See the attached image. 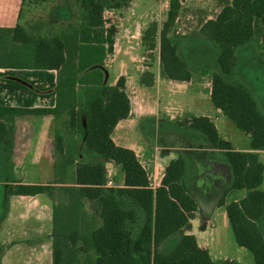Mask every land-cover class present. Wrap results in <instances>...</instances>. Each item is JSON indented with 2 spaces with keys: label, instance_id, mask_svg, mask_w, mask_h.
<instances>
[{
  "label": "trees",
  "instance_id": "trees-1",
  "mask_svg": "<svg viewBox=\"0 0 264 264\" xmlns=\"http://www.w3.org/2000/svg\"><path fill=\"white\" fill-rule=\"evenodd\" d=\"M46 1L23 0V4ZM180 1L171 0L161 29L158 22H152L142 39L148 49H155L160 32L162 73L172 80L190 81L194 73L180 54L186 36L176 28ZM122 6V0H94L90 7L80 9L77 23L51 33L32 34L21 24L0 28V67L58 71L54 108L0 104V156L4 147L13 148V127L8 122L15 116L69 112L72 125L85 137L87 153L99 157L77 158L73 182L59 181L58 186L22 182L10 159L0 181L9 182L10 195L48 192L56 196L52 264H216L196 235L178 234L198 210L197 201L183 184L185 155L172 159L161 185L153 187L150 171L136 152L117 145L112 138L118 122L130 114L131 99L126 78L121 76L115 85L105 84L100 66L113 53L118 32L117 25L106 18V10ZM263 32L264 0H226L219 13L202 25V34L219 46L218 70L211 72V99L250 135V150H236L208 116L192 115L180 121L202 132L231 165L233 181L220 204L226 207L237 243L253 254L255 264H264V162L259 152L264 150V109L251 87L232 77L239 48L255 43ZM145 77L147 74L142 82L150 84ZM78 86L83 90L81 96L75 91ZM110 159L122 166V187L107 186ZM242 189L245 196L227 199ZM88 200L94 204L93 211L87 209ZM7 248L0 243V264ZM81 254L86 256L84 260Z\"/></svg>",
  "mask_w": 264,
  "mask_h": 264
},
{
  "label": "crops",
  "instance_id": "crops-1",
  "mask_svg": "<svg viewBox=\"0 0 264 264\" xmlns=\"http://www.w3.org/2000/svg\"><path fill=\"white\" fill-rule=\"evenodd\" d=\"M66 1L49 0L26 5L23 0H0V28H14L21 24L35 34L71 24L73 18L64 6ZM93 1L85 3L81 0L78 4L82 8H88ZM142 1L129 0V4L141 7ZM165 5L168 6L167 2ZM131 19L129 23H125V28H118L114 51L110 53L116 58V63L113 67H104L105 84L115 85L124 76L126 91L131 99L129 116L120 120L112 132L114 142L136 152L150 171L153 187L161 185L170 161L181 154L185 155L187 169L183 184L197 201L198 210L195 218L190 219L178 234L196 235L200 246L209 250L216 264H255L253 254L250 255L249 250L240 246L236 239L233 242V229L226 207L220 204L222 196L233 181L231 165L225 154L212 147L202 132L189 128L180 121L192 115L208 116L214 121L220 136L230 140L236 150H250V143L247 146H236L228 136L222 135L220 127L224 129L227 124L221 117L224 112L214 103L215 114L211 112V105L184 113L195 101L200 100L198 92L202 88L193 90L192 95L185 91L196 82L195 70L192 69L194 76L190 81L172 80L162 73L160 32L156 48L149 49L153 52L152 62L137 63L136 51L132 49L137 41L129 33L136 26L137 20ZM40 21V25L37 24L40 28L33 29ZM142 37L140 40L145 47ZM146 74H151L148 75L150 84L142 82ZM57 79L56 69L0 67V104L54 108L58 102ZM167 92L188 95L175 100ZM208 92L211 97V87ZM67 116L68 113L65 112L60 116L25 115L17 118L18 126L14 134L16 141L10 154L19 180L56 186L60 185L59 181H65L64 184L67 182L65 177L58 179L60 171L64 170L61 165L64 158L63 154L60 155V149L66 151L68 146L73 148V144L66 145L65 136L58 132L61 126L59 122L65 121ZM217 120L221 122L218 124ZM159 123L163 124V129ZM60 138L63 141L60 142ZM76 147L78 153H87L84 144H76ZM263 151H259L261 158ZM87 155L88 158L83 160L99 158L95 154ZM107 168L108 177H113V186H124L125 173L122 166L110 159L107 160ZM8 189L9 182L0 181V243L8 245L2 256V264H52L55 195L48 192L10 195ZM245 194L246 190H237L230 193L227 199H240ZM89 202L91 201L88 200L87 204ZM229 253H234V256Z\"/></svg>",
  "mask_w": 264,
  "mask_h": 264
},
{
  "label": "rangeland",
  "instance_id": "rangeland-1",
  "mask_svg": "<svg viewBox=\"0 0 264 264\" xmlns=\"http://www.w3.org/2000/svg\"><path fill=\"white\" fill-rule=\"evenodd\" d=\"M85 3L89 0H84ZM116 1V0H113ZM61 2V0H60ZM123 7L122 8H110L106 10L105 16L107 19L114 22L118 28H125V23H129L131 18L133 20H137L136 28H132V31L129 32L132 35L133 39L137 41L133 46V50L136 51V61L137 63L148 64L153 60V52L149 51L147 46H142L140 38L142 37L144 31L147 29L149 25H151V21L158 22L159 26L162 27V23L167 18V13L171 7V0H143L140 4L141 7H135L129 4V0H122ZM167 2V5L165 3ZM226 0H181V9L178 14L176 20V28L177 32L186 36L184 39V43L180 49V54L187 61L190 69L195 70V84L189 86L188 94L192 95L193 90L196 91L197 88H202L199 93V101L194 102L190 107L187 108L184 112L187 114L189 110L197 111L200 108L205 107L204 105H211L213 114H215V106L211 100L209 95V88L212 87V76L211 72L214 70H218V66L216 64V57L219 53V46L207 38L202 34V25L211 17H215L219 11L221 10L223 4ZM64 5L71 13L73 18V22L77 23L78 14L80 13V9L82 6L78 4L76 0H67ZM32 4V3H31ZM34 4V3H33ZM160 6V7H159ZM159 10H156L158 9ZM70 9V10H69ZM42 12H40L41 14ZM38 17V16H37ZM40 22H37L33 29L38 30L40 28ZM70 24V23H69ZM63 26L61 28H67L69 25ZM144 27V28H143ZM129 28V27H128ZM54 30H51L46 33H51ZM40 34V33H35ZM107 60H105V65L100 66L103 71L104 67L109 68L113 67L116 63V58L112 55H108ZM207 70V71H206ZM150 78L148 75L145 79ZM105 79V78H104ZM233 80L240 79L246 82L254 92V94L259 98L260 104L264 109V32L260 34L259 38L255 43H251L239 48L237 52V62L235 65V72L232 77ZM199 81V82H198ZM201 82V84H200ZM105 83V80H104ZM204 87V89H203ZM76 93L81 96L83 90H81V86L77 87L75 90ZM170 94L171 98L175 100H180L182 96H187L188 94L182 95L181 92H167ZM193 102V101H191ZM68 113V116L65 121L59 122L61 125L58 128V132L60 131L66 138V145L69 143L73 144V148L68 146L66 151H63L64 162L61 164L64 167V170H61L58 175V179L65 177L68 183L73 182V176L75 171V166L77 162L75 161L77 158L86 159L88 158L87 153H78V148L76 144H84L85 146V137L79 133V128L73 126L71 123V116ZM20 116L25 115H17L13 118L12 121L8 122L9 127L12 126V137L13 142L15 143L16 139L14 138V134L16 132V127L18 126L16 120ZM222 119L226 121V128L220 127L221 133L223 136H228L236 146H247L250 143V136L247 135L244 131L239 129L236 124L228 118L225 114L221 115ZM218 124L219 120H217ZM82 124L84 128H86V118L83 117ZM159 126L162 128L163 124L159 123ZM160 128V129H161ZM163 129V128H162ZM163 131V130H162ZM161 140H163L161 138ZM60 141V139H59ZM62 151V149H60ZM6 151V152H5ZM60 151V155L62 152ZM262 159L264 162V151L261 152ZM97 156V155H96ZM261 156V155H260ZM10 149L8 147H4L1 151L0 156V176L3 173V169H5L7 162L11 159ZM264 189V183L262 185ZM238 195V194H237ZM236 196V195H235ZM56 197V196H55ZM240 197V196H237ZM93 211L94 204L89 202L87 204V209ZM232 231V230H231ZM232 239L235 243V238L232 231ZM173 240H170L166 243L165 247L170 246ZM251 255V252L248 251ZM234 256V253H229ZM85 254H81L82 260L85 259Z\"/></svg>",
  "mask_w": 264,
  "mask_h": 264
},
{
  "label": "built area",
  "instance_id": "built-area-1",
  "mask_svg": "<svg viewBox=\"0 0 264 264\" xmlns=\"http://www.w3.org/2000/svg\"><path fill=\"white\" fill-rule=\"evenodd\" d=\"M113 184H114L113 177L112 176H109L108 177V181H107V186H113Z\"/></svg>",
  "mask_w": 264,
  "mask_h": 264
}]
</instances>
